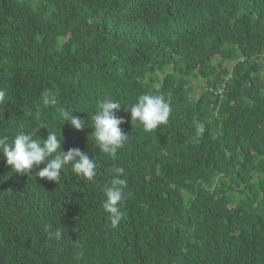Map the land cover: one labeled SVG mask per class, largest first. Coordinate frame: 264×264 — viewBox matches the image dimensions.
<instances>
[{"label": "trees", "instance_id": "1", "mask_svg": "<svg viewBox=\"0 0 264 264\" xmlns=\"http://www.w3.org/2000/svg\"><path fill=\"white\" fill-rule=\"evenodd\" d=\"M0 90V135L50 128L97 163L94 182L69 165L57 184L0 153V264H264V0H0ZM143 94L171 100L168 123L145 132L122 105L115 159L58 111L87 121L105 96Z\"/></svg>", "mask_w": 264, "mask_h": 264}, {"label": "clouds", "instance_id": "2", "mask_svg": "<svg viewBox=\"0 0 264 264\" xmlns=\"http://www.w3.org/2000/svg\"><path fill=\"white\" fill-rule=\"evenodd\" d=\"M6 91L0 90V102L6 97ZM41 102L44 107H55L58 105L57 93L46 89L41 94ZM130 114L132 123L142 126L145 132H152L159 126L168 123L171 115V100H166L163 95H140L134 103L122 104L121 101L111 96H105L97 101L95 110L89 116V120H84L79 116L71 115L66 109L60 108L61 119L69 123L77 130L90 127L91 133L99 150L107 156L115 159L117 153L128 141V136L123 133L121 125L125 118L118 113L122 108ZM90 121V126H89ZM39 127H47L42 122ZM49 128V127H48ZM49 134L46 139H41L38 135V129L26 131L24 125H20L14 137L0 135V153L6 164L11 166L14 173L30 174L34 168H39L35 173L36 177L46 178L48 181H60L61 172L66 166H71L72 173L85 181L94 182L97 175V163L86 152L79 148L64 151L62 145L64 138L58 135L55 130L49 128ZM198 132L204 131V126H197ZM38 137V138H37ZM44 164V167H40ZM124 168L115 167L108 169L111 176L110 185L105 188V199L102 207L109 214L112 226L116 227L123 218L122 207L127 199V179L121 178L124 174ZM62 236L61 230L57 229L55 238L59 240Z\"/></svg>", "mask_w": 264, "mask_h": 264}, {"label": "rangeland", "instance_id": "3", "mask_svg": "<svg viewBox=\"0 0 264 264\" xmlns=\"http://www.w3.org/2000/svg\"><path fill=\"white\" fill-rule=\"evenodd\" d=\"M200 86H201V84L197 83L196 87H198V94L201 93V91H200Z\"/></svg>", "mask_w": 264, "mask_h": 264}, {"label": "bare ground", "instance_id": "4", "mask_svg": "<svg viewBox=\"0 0 264 264\" xmlns=\"http://www.w3.org/2000/svg\"><path fill=\"white\" fill-rule=\"evenodd\" d=\"M199 198H200V197H199ZM224 201H225V200H224ZM228 201H229V200H228ZM176 213H177V212H176ZM176 213H175V214H176ZM258 229H259V228H258Z\"/></svg>", "mask_w": 264, "mask_h": 264}]
</instances>
